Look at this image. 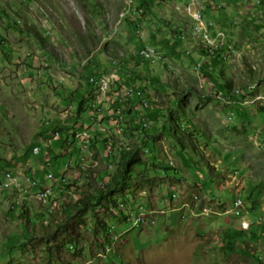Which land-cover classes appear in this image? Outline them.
<instances>
[{
    "label": "rangeland",
    "instance_id": "1",
    "mask_svg": "<svg viewBox=\"0 0 264 264\" xmlns=\"http://www.w3.org/2000/svg\"><path fill=\"white\" fill-rule=\"evenodd\" d=\"M146 1L138 15L142 2L133 0H0V177L11 170L43 177L34 168L49 152L46 134L64 126L67 135L78 120L90 121L97 96L88 76L115 73L152 102L143 159L129 186L112 193L117 204L111 195L101 205L92 197L100 187L95 174L71 195L55 185L64 209L54 214V199L18 210L0 190V264H264V5L254 19L240 13L252 0H218L219 12L206 10V19L219 22L231 11L222 31L230 42L237 28L239 51L207 73L199 68V42L179 37L187 14L173 0ZM146 46L161 50L168 63H150ZM189 50L187 62L178 58ZM170 56L177 59L171 66ZM88 88L91 100L78 114ZM134 103L124 114H133ZM65 142L57 139L50 151L58 183L69 159ZM74 142L70 152L80 156L82 143ZM39 145L44 151L36 155ZM96 147L92 172L118 170L122 153L108 168L104 143ZM172 191L182 199L164 215L159 206ZM240 198L244 214L226 213ZM200 206L215 213L200 216Z\"/></svg>",
    "mask_w": 264,
    "mask_h": 264
},
{
    "label": "bare ground",
    "instance_id": "2",
    "mask_svg": "<svg viewBox=\"0 0 264 264\" xmlns=\"http://www.w3.org/2000/svg\"><path fill=\"white\" fill-rule=\"evenodd\" d=\"M175 8L179 10L180 12L182 11L185 12L187 16L192 19V22H193L192 26H194V19L192 18V15L190 12L184 9H181L180 4H177ZM191 32L194 38L200 39V42L209 48V51L213 52L214 50L219 48L218 42H210V39L204 38L203 36H199L198 29L191 28ZM153 52H160V50L153 47ZM237 55H239V51L236 50V46H235L232 52V59L234 61ZM161 63L162 62H154L152 64H161ZM90 78H99V79H102V81L104 82V83L92 84L93 92L97 96V98L95 99L94 103H92V105L95 104V102L100 98L102 94H103V97L116 96V98L119 99V101H117L116 112H115V125L117 126L118 129H116L115 126L102 125V132L104 133L108 142L110 143L109 151H107V146L104 145L105 152H106V158H107V164L109 165L108 168H112L115 166V164L118 163V160H116L115 155L121 154L125 150H129V149L137 150V149L143 148L142 142H143V137L145 136V133L142 132L141 128H139L136 125L135 121L133 122V124L129 122V119H128L129 114L127 113L128 114L127 116L126 114H124V111H127L128 104H130L132 101L135 102V98L139 97L136 91L140 92L143 96H144V91L141 90L140 88H136V91H132V86L123 85L120 77L116 78L115 73H109L107 75H100V76L93 75ZM150 105H151V102L148 99H145V106H150ZM140 110H142V105H141ZM138 120H139V117H138ZM85 128H86V120H79L77 124H72V128H69V130H72L69 132L70 139H73V140L79 139L82 142H85L87 146V151L89 153V160H91L92 163L86 165L85 169L80 172V176L76 177L74 180H72V182H69L68 185H61L67 190L68 195H71L75 191L76 185L81 181V178L88 176L89 174H87V172L93 170L95 166L98 164V155H97V152L95 151V147L97 145L96 142H103V140H101L100 137H98L97 134L94 132H87L86 130H80V129H85ZM63 135L64 133L62 132V136ZM64 136H68V135H64ZM132 136H134V138H132ZM46 142H52V137L48 138ZM47 149L49 150L48 154H50L49 146H47ZM34 150H41V153H43L44 147L39 145L35 147ZM46 161L48 162V164H53V161H51L50 158L47 159ZM90 168L92 169L89 170ZM35 171L36 172L38 171L39 173V170H35ZM116 174H117V170L112 171L110 169H107L105 171H102L101 174H100V171H97L95 173V176L96 177L99 176V182H100L99 185L100 187H104L105 181L101 180L100 178L103 179L106 176L113 177ZM1 178L5 180H13L15 178V181L20 184V185H13L5 189V191H8V193L12 195L13 198L19 195L20 187L23 190L24 195H31L33 194V191L35 190V183H43V177L37 178V177L29 175L28 172H25V171H19V172L12 171V170L7 171L3 174L2 177H0V183H1ZM0 190H3V185H0ZM99 195H100L99 191H97L94 194V197H96V199L98 200V203L100 202V199L98 198ZM174 197H177V194H175ZM195 198L198 199L197 196ZM63 199L64 200L62 202L64 204L72 203L71 201L66 202V195L63 196ZM49 200H52V199H49ZM49 200H48V194H40L39 200L35 203H39L42 206H44L47 204V201ZM14 202H15L14 209H18V210H20L22 207H26V205L30 203V201H28L27 199H14ZM170 202H171L170 198L167 197V198H164V200L161 203H166V205H169ZM74 208H77V207H74ZM159 208L161 209V204ZM62 209H64L63 204L61 202L60 203L57 202L55 198L52 202V207L50 208L49 212L54 214ZM206 210H207L206 214L201 213L200 216H209L211 213V210H208V209ZM193 215L195 216V214ZM249 228L250 226H247L246 230H248Z\"/></svg>",
    "mask_w": 264,
    "mask_h": 264
},
{
    "label": "built area",
    "instance_id": "3",
    "mask_svg": "<svg viewBox=\"0 0 264 264\" xmlns=\"http://www.w3.org/2000/svg\"><path fill=\"white\" fill-rule=\"evenodd\" d=\"M135 1V0H133ZM256 3L259 5H264V0H256ZM206 3L205 0H190L188 3L184 4L181 6V9H184L188 12L191 13L192 18L194 19V26H192V29H198L199 30V36H203L204 38L210 39V42H218L217 38H215L212 34L213 29L215 28L218 31V38L219 39H225V32H223L221 29L216 27V22H209L205 18V13H204V7ZM145 11V8L143 6H138V8L135 10V13L140 15L143 14ZM185 37L187 35H184ZM229 54L231 55L232 59V52L235 48L234 44H229ZM191 52H188V55ZM142 55L149 60L150 63L154 62H162L163 64L168 63V57L166 54H164L161 50L160 52H153V47L152 46H146V48L142 51ZM202 66V64H199V68ZM88 83L90 85L94 83H104L102 79L99 78H89ZM132 91H136V87L132 86ZM139 98L143 99V95L136 91ZM145 99L142 101V110H140L139 113V128H141L142 132L145 134L149 131L151 127V122L148 121V114H147V107L145 106ZM117 101H119L116 96L114 97H103V94L100 96V98L90 106L92 108V113L90 116V121H86V128L85 129H80V130H86L87 132H94L97 134L98 137H100L101 140H103L104 145L107 146V151H109V146L110 143L108 142L106 136L102 132V125H110V126H115L116 129L117 126L115 125V112H116V105ZM125 103V102H124ZM80 120H85V119H80ZM72 131V130H70ZM104 137V139H103ZM59 138H64L65 140H69L70 136H62V131L60 129H57V132L53 134L52 137V142H46V145L49 146L50 150H53V143L59 139ZM76 140H71L70 142L66 143L63 146L64 147V153H67L70 155L69 151L72 146V142ZM81 141V140H80ZM82 149L83 153L78 157L79 159L76 160V162H73L71 160L66 167L68 168L67 170L69 171L67 174H62L59 180V183L57 179H55L56 175L53 171H51V167L53 164H48L47 161L42 163V166L37 168V170L45 172L43 174V183H35V190L33 191V194L31 195H24L23 190L20 187V192L19 195L16 196L14 199H27L28 201L32 202H37L40 198V194H48V200L49 199H54V186L57 184L60 185H68L69 182H72L76 177L80 176V172L83 171L86 167V165L92 163L91 160H89V153L87 151V146L85 142H82ZM74 145V144H73ZM55 151V149H54ZM58 151V150H57ZM60 151V150H59ZM34 154L40 155L41 150H34ZM70 168H73L74 170L78 171V173H73L72 170L70 171ZM36 170V169H35ZM44 179L52 180L53 182L48 185L44 182ZM0 185H3V190L7 189L8 187H11L13 185H20L18 182L15 181V178L13 180H5L1 178V183ZM175 195V194H174ZM243 199H238L236 202L233 203L232 209L226 210L225 212L230 214V213H236L238 216H242L246 209L244 208V202L242 201ZM162 214L166 215L167 214V208L168 205L166 203H161V209ZM207 210H204L203 212L200 211L201 213L206 214ZM262 220V221H261ZM140 221V219H139ZM139 221L136 222L139 224ZM259 221L261 223L264 222V216L260 215L259 216ZM242 228L247 229V226H251V222L245 220L242 222Z\"/></svg>",
    "mask_w": 264,
    "mask_h": 264
},
{
    "label": "crops",
    "instance_id": "4",
    "mask_svg": "<svg viewBox=\"0 0 264 264\" xmlns=\"http://www.w3.org/2000/svg\"><path fill=\"white\" fill-rule=\"evenodd\" d=\"M190 0H185V4L186 3H188ZM253 2H249V1H247L246 3L248 4V5H250V6H252V8L251 7H249L248 8V10H246V9H242L241 11H240V13L241 14H245L246 13V16L247 17H251V18H253L254 19V17L252 16V15H254V14H258L259 12H256V11H262V9H263V7L262 6H259V4L257 5L256 4V0H252ZM173 3H174V5L176 6V4H178L177 2H176V0H173ZM205 3H206V5H205V7H204V13H205V15H207V13H206V10H212V11H220V9H222V5L219 3V1L218 0H205ZM141 5H143L142 3H140ZM247 11V12H246ZM261 13V12H260ZM186 15V14H185ZM231 11L230 12H228L226 15H219L218 17H221V21L219 22V20H215V19H212V20H208V19H206L207 21H209V22H216V27L217 28H219V29H223V26H226V27H230L229 25H228V23H227V21H226V18H231ZM238 17V16H237ZM252 19V20H253ZM246 20V19H245ZM192 25H193V22H192V19L189 17L187 20H185V21H183V25L181 26V28L184 30V31H182V33L180 34V38H183L185 41H187V43H193V42H195V41H198L199 43H200V39H196V38H194L193 36H192V32H191V28H192ZM141 26L138 24V26H137V28H140ZM231 27H233V26H231ZM261 28H263L262 29V31L261 32H264V24H262V26H261ZM230 29V28H229ZM236 27H235V29H231V31H230V33H231V37H230V39L229 40H231L230 42V44H234V45H237L236 43V40H237V38H236V34H238V32L236 31ZM224 30V29H223ZM160 31V30H159ZM191 32V33H190ZM160 33V32H159ZM212 34H213V36L215 37V38H217V41H218V44H219V49H216V50H214L213 52H211V51H209V48L206 46V45H203V44H199V43H197L196 44V46H197V49L198 50H200L202 53H201V58H199V60H200V63L201 64H203L201 67H202V70H204V72L206 71L207 73H210L209 72V70L210 69H216V68H221L224 64H225V62L223 61V58H225V57H227V59H230L231 58V55H228L229 54V48H228V43L226 42V40H222V39H219L218 38V31L214 28L213 29V31H212ZM184 35H187L186 37L184 36ZM251 39V38H250ZM234 42V43H233ZM186 43V44H187ZM188 52H191L189 55H188ZM203 52H206V54L207 55H203ZM192 55V51H186V53H183V54H181V56H179L178 58L180 59V60H184V58H189L190 56ZM193 56H194V54H193ZM171 57V56H170ZM219 57H221V58H219ZM226 59V58H225ZM231 60V59H230ZM184 61H186L187 62V60H184ZM197 61H198V57L196 58V60H193L192 62L194 63V64H196L197 63ZM174 62H177V59L176 58H174V57H171L170 58V66H171V64H173ZM192 63V64H193ZM199 63V64H200ZM184 64V63H183ZM232 66V65H231ZM222 69V68H221ZM123 80H124V78H123ZM125 80H126V78H125ZM211 81V80H210ZM127 82V84L128 85H131V83H129L128 81H126ZM208 83V82H207ZM93 88V86H91L90 85V88ZM226 92V91H225ZM225 95H226V93H225ZM141 102V100L139 99V98H135V103H134V107H135V111L133 110V114L132 115H130L129 116V118L130 119H132V120H134V121H136V125L137 126H139L140 124H139V120H138V115H139V113H140V109H139V105L141 104L140 103ZM151 104H152V102H151ZM89 106V105H88ZM137 111H139V112H137ZM138 121V122H137ZM78 122H79V120H78ZM77 122V123H78ZM77 123H75V124H77ZM148 133V132H147ZM68 134H70V133H68ZM67 134V135H68ZM150 135H155L154 134V130H152L150 133H149ZM46 136L48 137V138H50V137H53V135H52V133L51 134H49V136L46 134ZM48 138H46V140H48ZM146 138V137H145ZM71 140H73V139H71ZM65 141V139L63 138V142ZM151 142H155L154 141V138H151ZM150 142V143H151ZM59 143V142H58ZM96 143H98V142H96ZM53 144H55V142L53 143ZM73 144H75V142L73 143ZM72 144V145H73ZM149 145V144H148ZM97 146V145H96ZM143 147V146H142ZM60 147H57L56 148V151L58 150H61V149H59ZM96 148L98 149V147H95V151H96ZM55 149V148H54ZM51 151V150H50ZM97 152V151H96ZM49 153V152H48ZM48 153H46V156L44 157V162L47 160V159H51V161H53L52 160V153L51 154H48ZM69 153H70V155H69V159L65 162V165L61 168L62 170V173L64 174V173H68L69 171L67 170L68 168H66V165L71 161V160H77L78 159V157H79V155H76L75 153H73V152H70L69 151ZM47 154H48V156H47ZM71 154L72 155H74L75 154V156H71ZM51 156V157H50ZM62 161L63 160H60V162L59 163H62ZM53 162H56V161H53ZM38 166L39 167H41L42 166V163H39V165H36L35 166V169H37L38 168ZM64 168L66 169V171L64 172L63 170H64ZM72 170V172L73 173H78V171H76V170H74L73 168H70V171ZM135 170V169H134ZM93 170H91V171H88L87 172V174H89L88 176H91V175H94L95 174V172H92ZM16 172H19V171H16ZM34 172L36 173V171L34 170ZM39 173L42 175V174H44V172H42V171H39ZM88 176H86V177H82L81 178V181L79 182V184L81 183V182H83V180H85ZM82 184V183H81ZM174 194H177V197H174ZM181 196V193L179 194L177 191H172V192H168L167 194H166V197L165 198H167V197H169L170 198V200H171V203L169 204V205H171L172 204V202H178L179 201V198H181L180 197ZM182 199V198H181ZM157 205H159L158 203H153V206H157ZM168 205V206H169ZM153 206H152V208H153ZM201 207V206H200ZM202 208L203 207H201V209L200 210H202ZM203 209H208V210H211V213L210 214H214L215 213V211H213L210 207L208 208V207H205V208H203ZM150 213H152V212H150ZM193 215V214H192ZM214 224H217V223H214Z\"/></svg>",
    "mask_w": 264,
    "mask_h": 264
},
{
    "label": "trees",
    "instance_id": "5",
    "mask_svg": "<svg viewBox=\"0 0 264 264\" xmlns=\"http://www.w3.org/2000/svg\"><path fill=\"white\" fill-rule=\"evenodd\" d=\"M135 1L136 2H142L143 5L146 4V2H147L146 0H135ZM143 5L140 4V6H143ZM223 40H226V42H227L226 36H225V39H223ZM227 43L229 45L231 42H227ZM225 58L227 59V57H225ZM91 74H93V71ZM81 75H82L81 79H83L84 78L83 73ZM87 79H89V76L87 77ZM89 96H90V98H89ZM91 96H92V89L88 88L87 91L80 97L81 98L80 99V109L78 111V114L79 113L82 114V112L85 111V109H86L85 106L91 100ZM88 98H89V100H88ZM139 99L141 100V98H139ZM87 100H88V102H87ZM66 129H68V127H64V126L61 127L60 126V131L65 133ZM53 132L54 133L57 132V129H54ZM145 140L146 139H144V142H145ZM144 146H145V144H144ZM142 159H143V148L137 149V150L129 149V150H125L122 153V158L119 162V168L117 170V174L113 177L107 176L104 179L105 186L100 187L98 190L100 192V195L98 197L100 199V202L98 204H100V205L103 204L105 202V198L107 195H111L112 196L111 198L113 199V204H117L116 199L113 198L114 194L116 192H118L121 188H127L129 186L130 180L132 179V174L134 172L135 165L137 162L142 161ZM112 193H114V194H112ZM92 197H94V196H92ZM83 203H84L83 201H80V205H83Z\"/></svg>",
    "mask_w": 264,
    "mask_h": 264
},
{
    "label": "clouds",
    "instance_id": "6",
    "mask_svg": "<svg viewBox=\"0 0 264 264\" xmlns=\"http://www.w3.org/2000/svg\"><path fill=\"white\" fill-rule=\"evenodd\" d=\"M52 134H54V132H52ZM34 153V152H33Z\"/></svg>",
    "mask_w": 264,
    "mask_h": 264
}]
</instances>
